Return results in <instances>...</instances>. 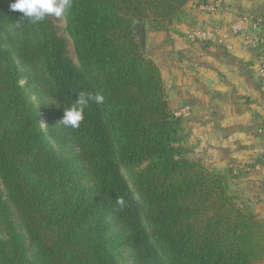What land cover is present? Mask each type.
I'll list each match as a JSON object with an SVG mask.
<instances>
[{"label": "trees", "instance_id": "16d2710c", "mask_svg": "<svg viewBox=\"0 0 264 264\" xmlns=\"http://www.w3.org/2000/svg\"><path fill=\"white\" fill-rule=\"evenodd\" d=\"M191 1L71 0L73 60L51 15L0 0V264H264V217L190 157L139 39ZM80 91L105 101L65 128Z\"/></svg>", "mask_w": 264, "mask_h": 264}, {"label": "crops", "instance_id": "0c3cea01", "mask_svg": "<svg viewBox=\"0 0 264 264\" xmlns=\"http://www.w3.org/2000/svg\"><path fill=\"white\" fill-rule=\"evenodd\" d=\"M217 1L221 5L214 12L201 8L204 2ZM185 12L186 17L168 30L147 27L148 46L154 48L152 55L158 57L164 81L168 75L171 108H191L190 115L182 117V143L190 157L210 170L230 174L231 190L238 189L236 195L261 215L264 87L257 73L261 52L233 32L231 25L241 14L264 17V0H192ZM195 30L213 36L197 38ZM159 35L162 38L150 44Z\"/></svg>", "mask_w": 264, "mask_h": 264}, {"label": "clouds", "instance_id": "9594fccd", "mask_svg": "<svg viewBox=\"0 0 264 264\" xmlns=\"http://www.w3.org/2000/svg\"><path fill=\"white\" fill-rule=\"evenodd\" d=\"M71 6V0H13L10 3V10L21 13V18H28L31 23L35 24L42 22L49 15L62 16ZM19 26L18 24L17 27ZM77 94V99L68 107L63 108V116L59 123L65 128L78 129L85 118V109L89 107V104L92 102L102 104L105 101L104 95L100 93L80 91ZM133 198L138 197L134 195ZM117 204L123 208L124 198L118 197Z\"/></svg>", "mask_w": 264, "mask_h": 264}, {"label": "built area", "instance_id": "2783aa9c", "mask_svg": "<svg viewBox=\"0 0 264 264\" xmlns=\"http://www.w3.org/2000/svg\"><path fill=\"white\" fill-rule=\"evenodd\" d=\"M220 1L217 2H204L201 5V8L204 10H207L209 12H214L218 6H220ZM262 18L259 15L255 14H245L241 16L237 21L233 22L231 25V28L233 32L236 34H242L250 47H252L256 51H260V56L257 60V73L261 80V84L264 87V55H262L263 52V46H264V37L258 36L253 32V30H257L261 28L262 26ZM210 35V38L213 36L212 33L203 32L200 30H195L193 32V36L201 39H207ZM191 108L189 106H183L177 111H175V114L179 117H185L190 115Z\"/></svg>", "mask_w": 264, "mask_h": 264}, {"label": "rangeland", "instance_id": "374dc122", "mask_svg": "<svg viewBox=\"0 0 264 264\" xmlns=\"http://www.w3.org/2000/svg\"><path fill=\"white\" fill-rule=\"evenodd\" d=\"M247 14H250V13H247ZM254 14V13H253ZM256 15V14H255ZM257 15H259L261 18H262V20H263V22H262V26H261V28H260V30L259 29H257V30H253V32L255 33V34H257L258 36H262V37H264V17L262 16V15H260V14H257ZM241 16H243V14H241V15H239V18L241 17ZM51 17H52V19H53V21H54V24H55V26H56V29H57V32L59 33V35H61L62 37H64L65 39H66V41H67V51H68V55H69V57L70 58H72L73 60H76V56H75V52H74V47H73V43H72V40H71V38H70V36H69V33H68V31H67V29H66V27H67V10L64 12V14L62 15V16H60V17H55V16H52L51 15ZM238 18V19H239ZM149 30H150V28H148ZM151 31V30H150ZM163 37H165L164 35H163ZM162 38V35L160 36H155V38H152L151 39V42H150V44L151 43H155V41H153V40H157V41H159V39H161ZM158 43V42H157ZM262 48H264V46L262 47ZM146 49H147V51L149 52V55L151 56V58L155 61V62H157L156 60H155V58H157L158 59V57H155L154 58V56L152 55V52L154 51L153 49L154 48H150V46H148V38H147V36H146ZM159 66H160V62L159 63H157ZM161 67V66H160ZM165 83H166V91H167V94H168V75L166 76L165 75ZM36 102H38V100H36ZM42 120L44 121V119L42 118ZM43 127H44V124H43ZM232 192L233 193H235V194H237L238 192H239V190L237 189V190H232ZM241 199V198H240ZM241 203L242 204H245V205H248V207L249 208H251V206L249 205V203L247 202V201H245V200H243V199H241ZM255 208V207H254ZM252 209V208H251ZM261 216L262 217H264V211H262V213H261ZM129 263H130V261H129Z\"/></svg>", "mask_w": 264, "mask_h": 264}, {"label": "water", "instance_id": "95a60500", "mask_svg": "<svg viewBox=\"0 0 264 264\" xmlns=\"http://www.w3.org/2000/svg\"><path fill=\"white\" fill-rule=\"evenodd\" d=\"M137 30L139 32V39H140V42L143 46V49L146 50V36H147L146 24H142V25L138 26Z\"/></svg>", "mask_w": 264, "mask_h": 264}]
</instances>
